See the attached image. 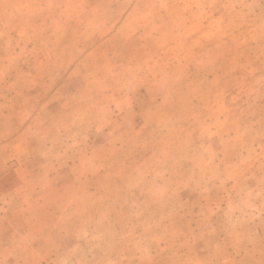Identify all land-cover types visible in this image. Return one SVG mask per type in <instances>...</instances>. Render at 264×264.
I'll return each instance as SVG.
<instances>
[{
  "label": "rangeland",
  "instance_id": "obj_1",
  "mask_svg": "<svg viewBox=\"0 0 264 264\" xmlns=\"http://www.w3.org/2000/svg\"><path fill=\"white\" fill-rule=\"evenodd\" d=\"M0 264H264V0H0Z\"/></svg>",
  "mask_w": 264,
  "mask_h": 264
}]
</instances>
